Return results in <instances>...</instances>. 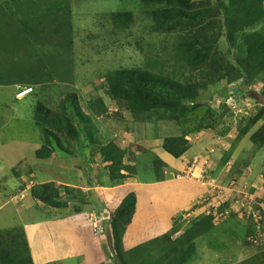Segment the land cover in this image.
<instances>
[{
  "label": "rangeland",
  "instance_id": "1",
  "mask_svg": "<svg viewBox=\"0 0 264 264\" xmlns=\"http://www.w3.org/2000/svg\"><path fill=\"white\" fill-rule=\"evenodd\" d=\"M15 1L17 8L10 10L14 4L13 0H0V76L3 82L17 83L0 85V192L3 193L0 197L3 202L0 201L2 203L0 219H3L6 213L10 215L6 217L4 226L11 224L14 210L12 204L4 203L8 199L13 203L24 201L25 198L20 199L19 194L25 190L30 192L36 185L51 184V190H59V197L69 201L72 197L83 199L85 196L83 192L91 189L89 183L101 184L96 175L97 170L103 171L105 173L103 179L108 180L107 171L103 168L101 150L111 142H115L124 152L122 163L134 168L132 171L134 178L137 177L138 181L143 182L152 180L155 182L160 173L155 174L153 159L151 157L135 159L131 156L133 152L136 154L140 152L139 146L142 147L146 141H150L151 131L154 132L153 126L157 136H179L183 129L189 135L197 134L198 132H195L197 127L203 126L207 129L211 124L210 106L215 103H218L219 107L225 105L226 98L231 94L237 97V106L225 116V122L219 123L228 145L233 146L236 141H240L238 153L235 147L236 152L231 158L233 163L229 173L233 177L249 168L254 175L253 180L260 175L264 179L263 84L251 74L250 85L245 94L246 98L253 101L249 103L242 94L237 95L241 79L229 82L228 85H225V81L213 80L214 70L218 65L223 69L224 65H228L232 71L234 66L244 60L246 49L243 36L264 29V20L239 33L240 27L231 23L230 27L228 25L225 28L227 4L218 3L217 0L187 2L196 6L209 5V9H206L208 12L215 3L219 5L220 10H224L221 16L224 28L220 32L217 25L209 24L215 19L213 12H210L211 17L208 19L207 16L204 23L198 27L179 26L174 20L159 26L148 13L162 8L144 7L139 0H67L68 11L63 12L57 10L63 5L60 3L61 0ZM50 9L52 12L46 13V10ZM127 12L134 15L133 24L125 30H114L108 16ZM30 20L34 33H29L23 28L24 23ZM38 20L41 21L39 26L35 24ZM60 24H68L69 28L57 33L54 30L58 29ZM230 37H233V40H230ZM208 46L211 53L202 68L209 71L204 73L200 68L191 67L188 56L194 51L209 50ZM206 52L202 55L205 56ZM116 70H141L184 84L188 82L192 85L200 84L202 87L197 91L195 101L184 103L188 113L181 120L182 129L173 122L169 124L156 122L149 115L144 116L143 121H138L125 107L118 108L106 83V76ZM229 79H233V75ZM27 82H31L32 85L23 84ZM24 89H32L33 92L21 100H16L15 95ZM74 96L80 117H77L70 105L69 100ZM98 102L105 105V113H98L100 111ZM38 105L50 113L44 124L37 120L38 117H44L41 116L43 111L40 116L35 115ZM64 117L72 118V126H76L77 122L81 124L84 129L83 137H77L72 131L64 129L61 120ZM240 130L245 133L238 137ZM39 150L40 155L36 153ZM166 170L165 165L163 173L165 180L171 178L170 169L167 175ZM177 176L187 175L180 173L175 175ZM246 181L250 185L251 181ZM108 187L112 188L110 184ZM216 188L221 187L218 185ZM257 190L252 193L256 198ZM130 192L120 190L122 198ZM131 193L135 195L134 191ZM99 195L102 198L101 192ZM228 196L225 197V193L217 194L215 199L209 200L206 208L201 205L196 210L201 214L210 210L208 206L221 208L225 199L228 200ZM135 198L137 199L136 195ZM81 201L83 203V200ZM81 207L83 209L86 206L83 204ZM235 208L228 207L226 214L220 218L213 214L214 229L195 241L193 259L187 264H235L258 254L260 250L264 251V247L243 244L246 239V226L236 225L231 219L218 225L221 220L228 217L241 222L239 215L234 213L237 212ZM75 209L76 206L69 203L57 210V214H77L78 211ZM53 210L42 209L39 213L30 211L27 216L31 215L30 220L43 219L50 212L54 213ZM193 211L194 209L190 212ZM190 212L187 209L181 212L182 215H173L175 228L180 230V234H175L176 236L198 229L196 226L198 219L207 217L200 215L192 219L194 214L189 215ZM100 217L99 214V221ZM140 217L142 215L137 214L134 220H139ZM173 221L164 231L161 229L159 232L161 235L155 236L148 229L147 241L167 234L172 229ZM73 222L75 225L83 224L81 219ZM202 226L206 228L205 223ZM95 227L92 229L99 235L101 229ZM151 228H155L154 224ZM102 233L107 234L105 231ZM175 235H171V238ZM102 237L104 236H101V241L105 244V247L103 245L105 251L112 256L108 239ZM109 262H112L110 258Z\"/></svg>",
  "mask_w": 264,
  "mask_h": 264
},
{
  "label": "trees",
  "instance_id": "2",
  "mask_svg": "<svg viewBox=\"0 0 264 264\" xmlns=\"http://www.w3.org/2000/svg\"><path fill=\"white\" fill-rule=\"evenodd\" d=\"M217 1L218 3L226 2L227 4L225 10V22L227 25L225 28L231 23L236 27H240L238 30L239 33L244 29L262 23L264 20V0ZM139 2L144 7L159 6L162 8L161 10H152L148 13L159 26H163L167 24L168 21L174 20L179 26L186 25L198 27L204 23L207 16L209 19L211 17L210 12H213L212 14H214L215 19L209 24L211 26L217 25L219 32L224 28L221 17L224 10L221 11L220 6H217L216 3L213 5L210 12H208L209 10L207 11L206 9H209V5L199 4L196 6L193 3H188L187 0H139ZM13 3L12 7L9 8L10 10L17 8L15 0H13ZM60 3L63 5L61 8H57V10L60 9V11L62 10L61 12L64 10L68 11L67 0H61ZM26 4L28 5V3ZM222 6L223 4H221V7ZM50 12H52L51 9L46 10V13ZM108 19L114 30H125L133 24L134 15L129 12L115 13L109 15ZM31 21L32 20L25 22L23 28L29 33H34L35 30L32 27ZM40 22L41 21L38 20L35 24L39 26L38 24H40ZM65 28H69V25L60 24L58 29L54 31L59 33L60 31H66ZM230 40H233V37H230ZM243 42L246 49L244 60H242L239 65L234 66L232 71L229 69L230 66L228 65H224V69L218 65V68L214 70L213 80L215 79L216 82L226 81L228 84L229 82H237L241 79V85L237 95L242 94L244 97H247L245 94L250 85L251 74L255 75L257 77L256 79L261 82L264 87V29L257 32L246 33L243 36ZM204 52H206L205 56L202 55ZM209 53H211L210 48L209 50L205 49V51L191 52L188 56V63L191 64L192 68H200L205 73V71L209 70H204L202 66L208 61ZM224 56H226V54H224ZM215 59L216 57H214V60ZM232 75L233 79H229L232 78ZM9 82L11 81L3 82L2 76H0V85H9ZM106 83L110 91L109 93L115 100L117 107H125V109L138 121H143L144 116L149 115L156 122H166L168 124L173 122L180 128L183 125V121H181L182 118L188 113L184 103L195 101L197 98V91L202 87L200 84L192 85L190 82L184 84L175 79L153 75L141 70H116L106 76ZM11 84L16 85L17 83L12 81ZM23 84L27 86L32 85L31 82ZM69 101L77 117H80L78 107L75 104V96ZM98 103L100 105V111H98V113H105V105L102 102ZM223 106L225 107V105ZM223 106L218 108L220 113L217 115L210 111L211 116L209 118L211 119V124L210 126L208 125V128L213 127L212 122L215 123L218 116H221L220 119L222 120L224 116L230 114V110ZM35 111L36 116H40L43 111L41 116L44 117L37 118L39 123L44 124L47 122V117L50 116L48 110L38 105ZM61 120L65 130L72 131V134L77 135V137H83L84 129L80 126L81 124L77 122L76 126H72L73 120L70 117H64ZM202 130H206V127L199 126L196 128L195 132ZM241 131L242 130H240L238 137L245 133ZM188 135L189 134L183 129L179 136L164 137L161 145L162 150L174 159L181 158L189 148L188 141L186 140ZM40 152L41 150L36 153L40 155ZM101 156L104 159L103 164L105 171H107L106 175L108 176L110 187H119L127 179L134 177V173H132L134 168H130L122 163L125 155L115 142L106 145L103 150H101ZM153 163L155 174L157 175L160 173V175L156 177L155 182H163L165 180L163 177L165 165L156 157L153 158ZM50 185L51 184H41L32 187L30 190L31 197L44 206L52 209L59 210L66 207L69 201L60 198L58 195L60 193L59 190H51ZM102 196L104 200L107 199L106 214L108 219L102 222H106L104 231L107 233L106 238L109 241V251L112 256L108 254V251H105V253L113 264H187L193 259L192 257L196 248L195 241L201 238L203 234L211 232L215 227L211 215L207 217L203 216L199 218V221L196 223L198 229L195 228V230L189 232H182L176 240L172 241L171 235H175L180 231L175 228V222L173 221L172 229L167 234L138 244L129 248V250H125L123 236L126 234L127 228L135 213V195L134 193H130L122 198L120 191L117 190L115 192L103 193ZM107 196H109V198ZM116 204L117 207H115ZM221 208H218L219 213L228 208V205H222ZM229 219L233 218L228 217L225 220H221L220 223ZM203 223H205L206 228L202 226ZM247 228L249 232L243 243L245 245L248 243L247 238L251 237L254 233L251 222L247 224ZM104 249L106 250V248ZM0 264H33L22 228L15 227L7 230H0ZM237 264H264V251Z\"/></svg>",
  "mask_w": 264,
  "mask_h": 264
},
{
  "label": "crops",
  "instance_id": "3",
  "mask_svg": "<svg viewBox=\"0 0 264 264\" xmlns=\"http://www.w3.org/2000/svg\"><path fill=\"white\" fill-rule=\"evenodd\" d=\"M225 85L228 84L226 83ZM242 97L248 100L249 103H253L251 98H246L243 95ZM210 107L213 114L217 115L220 113V111H218V103ZM220 118L221 116H218L215 123L212 122L213 127L199 131L197 134L188 135L186 138L189 146L188 151L179 159L172 158L162 150L161 145L164 136H157L155 133V126H153L154 132L151 131L152 138H150V141H146L142 147L138 145L140 152L138 154L133 152V157L135 159H138V157L158 158L167 166L166 175L169 173L168 169H170L169 175L171 178L156 183L154 180L143 182L138 181L137 177H132L134 179H128L127 182H124L119 187L109 188L108 180H104L105 178L103 179L105 173L99 169L100 171L97 170L96 175L101 184L89 183V188L91 189L83 192L85 195L84 198L81 199L83 203L77 197H72L69 200V203L76 206L75 210L76 212L78 211L77 214L59 215L60 213L57 214V210L54 209V213L50 212L47 216H44L43 219L36 218L33 220H30L31 215L27 216L30 211L39 213L42 209L47 210L49 207L32 199L30 192H28L29 190H25L24 201L21 200L19 203H13L8 199L9 201L7 200L4 203L12 204L14 210L10 225H3L6 224L4 221L7 219L6 217L10 216L9 214L6 213L3 219H0V230H7L15 227L23 229L33 264H113V262H109V257L105 253V246L103 247L105 244L101 241V236H104L102 239H106V234L104 235L102 233L106 222L102 221L107 217L105 211L107 210V199L104 200L103 196L101 198L99 195L100 192L102 194L115 192L117 190L135 192L137 197L135 206L136 213L127 228L126 234L123 236L125 250L146 242L148 229L155 234V236L161 235L159 232L162 228L164 231L165 227L168 228L172 225L171 221H173V215H179L187 209H189V212L194 209L193 212L188 213L189 215L194 214L192 219H196L200 215L203 216L204 211L201 212V214L197 212L196 209L199 208L197 204H199V202L203 203L204 200L216 198L213 186L214 188L218 187V185L225 187L229 182L235 180L239 182V185L245 184L247 188L246 191L250 197L256 198L252 194L255 193V189H258V198L263 197L264 179L262 175L253 180L254 175L249 168L239 175H234L233 177L230 175V167L233 163L231 158L236 152L235 147H237L238 153L240 141H236L233 146L228 145L226 138L223 137L222 127L219 126L220 122L223 123L226 121V117L224 116L222 120ZM222 142L223 144H221ZM224 143H226L228 148H226ZM210 150H213V154L210 153ZM205 161L207 162L205 163ZM201 172L205 173L202 180L198 179L200 178L199 174ZM180 173H185L187 176L175 177L176 174ZM191 173L194 174V178L189 177ZM245 179L251 181L250 185L247 184ZM23 183L25 184V182ZM75 189H77V187H75ZM159 194L161 195L160 197L158 196ZM2 195L3 193L0 192V197H2ZM107 197L109 198V196ZM238 197V195L235 196V198ZM143 200H145L144 203H142ZM0 201L2 202V199H0ZM1 202L0 205L3 203ZM83 204L86 207L82 209L80 205ZM202 207L206 208L205 205H202ZM85 208L86 210H84ZM99 214L101 216V221L98 219ZM137 214L142 215V217H140L139 220H134ZM77 217L78 219H76ZM79 219H81L83 224H73V220ZM183 220L186 219L183 218ZM231 220H233L236 225L246 226L247 235L249 231L245 223L242 221L239 222L238 220L236 221L235 218ZM65 221L67 222L65 223ZM152 224H154V227L157 229L151 228ZM95 226L101 229L99 235L92 229V227ZM177 234L179 235L180 233L178 232ZM178 235L173 236L171 240H176L179 237ZM260 252L262 251L260 250ZM244 254L245 253H243V255ZM254 255L255 254L252 256Z\"/></svg>",
  "mask_w": 264,
  "mask_h": 264
},
{
  "label": "built area",
  "instance_id": "4",
  "mask_svg": "<svg viewBox=\"0 0 264 264\" xmlns=\"http://www.w3.org/2000/svg\"><path fill=\"white\" fill-rule=\"evenodd\" d=\"M32 89H24L21 90L20 92H18L15 95V99L16 100H21L24 97L32 94ZM237 97L234 94L229 95L226 98L225 101V107L228 108L230 111L234 110L237 106ZM210 153H213V150H210ZM207 161H205L206 163ZM205 173L201 172L199 174L200 178L198 179H203V175ZM190 178H194V174L191 173ZM246 187L245 184H240L237 181L232 180L231 182H229L228 186L226 187H221V188H214V193H216V195H222L225 193V197L226 195H229L227 199H225V203H223L222 205H229L228 207H230L231 209L233 207H236L235 209L237 210V212L234 211V213L236 215H239V219H241L242 221H244L246 224L248 223H252V227L254 230V233L251 237L248 238V242L255 247H264V196L261 198H252L249 196V194L246 191ZM24 192H21L19 194L20 199H23ZM238 195V198H235V196ZM201 205H209V200H204L203 203L199 202V204H197L198 207H201ZM221 205V206H222ZM210 207V210L206 213H204L205 216H212L215 220V217L217 215L218 218L223 217V214H226L225 212H227L226 208L225 211L221 212L222 214H217L218 209L213 206H208ZM217 212V213H216ZM214 214V216H213ZM216 214V215H215Z\"/></svg>",
  "mask_w": 264,
  "mask_h": 264
},
{
  "label": "clouds",
  "instance_id": "5",
  "mask_svg": "<svg viewBox=\"0 0 264 264\" xmlns=\"http://www.w3.org/2000/svg\"><path fill=\"white\" fill-rule=\"evenodd\" d=\"M30 95H31V94H30ZM234 181H235V180H234ZM228 184H229V183H228ZM228 184H227L226 186H228ZM226 186H225V187H226ZM220 187H221V186H220ZM224 211H225V210H224ZM237 217H238V216H237ZM242 222H243V221H242ZM245 224H246V223H245ZM246 225H247V224H246ZM247 241H248V238H247ZM248 243H249V242H248ZM249 246H250V245H249Z\"/></svg>",
  "mask_w": 264,
  "mask_h": 264
}]
</instances>
